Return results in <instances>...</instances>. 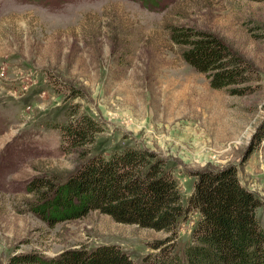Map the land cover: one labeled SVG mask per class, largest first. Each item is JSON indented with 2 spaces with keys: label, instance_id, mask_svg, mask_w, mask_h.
Here are the masks:
<instances>
[{
  "label": "rangeland",
  "instance_id": "374dc122",
  "mask_svg": "<svg viewBox=\"0 0 264 264\" xmlns=\"http://www.w3.org/2000/svg\"><path fill=\"white\" fill-rule=\"evenodd\" d=\"M171 25L215 34L248 80L235 92L211 86ZM82 115L99 126L91 153L147 151L178 180L184 207L195 170L233 165L264 230V0H0V264L102 244L134 264L159 251L164 231L95 209L52 224L36 213L27 185L74 170L79 151L60 126ZM197 216L188 207L176 220L168 241L179 257Z\"/></svg>",
  "mask_w": 264,
  "mask_h": 264
},
{
  "label": "trees",
  "instance_id": "16d2710c",
  "mask_svg": "<svg viewBox=\"0 0 264 264\" xmlns=\"http://www.w3.org/2000/svg\"><path fill=\"white\" fill-rule=\"evenodd\" d=\"M181 57L204 72L213 87L245 82L250 67L210 31L184 25L169 26ZM64 140L78 152L77 165L63 178L42 176L27 185L36 213L51 224L95 209L124 223L162 230L160 248L142 264H264V230L255 217L258 198L236 176L233 165L200 168L182 206L178 180L145 150L125 147L106 157L91 153L97 123L82 115L60 126ZM188 207L197 219L182 257L172 252L177 218ZM35 208V209H36ZM159 245V244H158ZM4 264H134L116 244L91 250L67 248L55 257L34 251L9 255Z\"/></svg>",
  "mask_w": 264,
  "mask_h": 264
},
{
  "label": "bare ground",
  "instance_id": "6f19581e",
  "mask_svg": "<svg viewBox=\"0 0 264 264\" xmlns=\"http://www.w3.org/2000/svg\"><path fill=\"white\" fill-rule=\"evenodd\" d=\"M188 87H189V86H188ZM188 87L186 86V88H185V89H187ZM196 87H197V86H196ZM196 87H195V88H196ZM167 93H168V92H167Z\"/></svg>",
  "mask_w": 264,
  "mask_h": 264
}]
</instances>
